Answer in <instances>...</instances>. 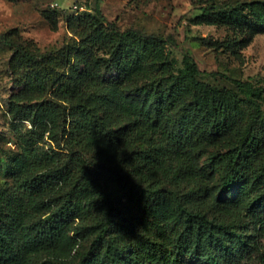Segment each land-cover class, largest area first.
<instances>
[{
  "label": "trees",
  "instance_id": "16d2710c",
  "mask_svg": "<svg viewBox=\"0 0 264 264\" xmlns=\"http://www.w3.org/2000/svg\"><path fill=\"white\" fill-rule=\"evenodd\" d=\"M95 11L77 51L82 76L50 89L35 81L51 98L21 118L39 136L0 159L13 180L0 185V264H264V201H251L264 190V85L202 70L190 52L179 65L171 37L122 30ZM190 21L261 24L264 1ZM219 76L231 85L207 80ZM216 134H228L211 157L223 190L241 183L232 201L197 188L207 175L193 153Z\"/></svg>",
  "mask_w": 264,
  "mask_h": 264
},
{
  "label": "rangeland",
  "instance_id": "374dc122",
  "mask_svg": "<svg viewBox=\"0 0 264 264\" xmlns=\"http://www.w3.org/2000/svg\"><path fill=\"white\" fill-rule=\"evenodd\" d=\"M250 1L255 0H0V159L18 151L22 138L30 140L39 136L34 134L36 127L32 121L21 118L23 109L36 108L38 103L51 98V90L42 92L34 85L35 81L45 77L50 89L54 81H72L82 76L85 62L78 58L77 51L92 34L89 19L98 18L96 6L107 22L116 23L122 30L134 27L171 37L169 50L179 65L184 54L190 52L202 70L219 71L264 85V23L213 25L190 21L204 8L215 11ZM23 49L45 58L27 59ZM207 80L221 86L231 85L224 76ZM124 88L133 94L130 85ZM18 110H21L19 114ZM227 137L228 134L212 136L193 155L207 175V181L197 188H203L204 193L208 191L215 198L232 201L239 194L241 183L230 191L223 190L211 158L213 153L226 150ZM5 182L12 184L13 180L0 168V185ZM251 184L252 180L248 181L247 185ZM255 199L264 201V190L251 197V201ZM92 240L93 237L82 242L69 261L77 262ZM46 258L42 255L37 261Z\"/></svg>",
  "mask_w": 264,
  "mask_h": 264
}]
</instances>
